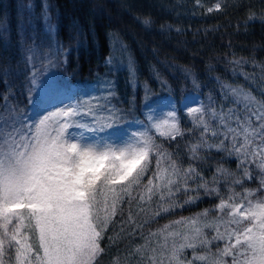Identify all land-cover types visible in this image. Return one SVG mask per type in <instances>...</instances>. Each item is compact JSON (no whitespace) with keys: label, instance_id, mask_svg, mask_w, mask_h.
<instances>
[{"label":"snow or ice","instance_id":"snow-or-ice-1","mask_svg":"<svg viewBox=\"0 0 264 264\" xmlns=\"http://www.w3.org/2000/svg\"><path fill=\"white\" fill-rule=\"evenodd\" d=\"M34 7L25 5L29 15ZM226 7L217 0L208 12ZM49 11L42 12L47 44L26 34L23 65L0 61L5 92L0 95V264H101L113 246L117 255L109 264H264V60L249 56L229 61L233 73L250 87L222 82L219 97L209 95L199 107H191L185 97L187 127L170 96L153 99L147 83H133L137 70L130 56L126 70L132 94L126 107L111 80H98L82 96L70 95L68 85L48 71L67 63L58 40L52 52V33L58 36V31ZM255 18V13L248 16ZM135 19L146 29L153 23L151 14ZM260 19L264 22V12ZM105 63L111 72V57ZM21 77L24 112L19 94L8 95ZM153 78L160 89L171 87L159 73ZM138 91L143 92L139 106ZM57 100L62 106L55 105ZM160 105L168 110L158 111ZM134 123L140 128L129 135ZM157 137L175 141L177 148L183 145L187 167ZM101 140L122 146L97 151L94 144ZM229 159L235 161V171L224 166ZM213 161L216 166L207 179L205 169ZM153 164L155 171L142 184ZM181 196L184 204L201 196L219 202L214 209L145 233L150 220L182 206ZM125 197L135 213L117 222ZM105 239L108 244L102 246Z\"/></svg>","mask_w":264,"mask_h":264},{"label":"trees","instance_id":"trees-1","mask_svg":"<svg viewBox=\"0 0 264 264\" xmlns=\"http://www.w3.org/2000/svg\"><path fill=\"white\" fill-rule=\"evenodd\" d=\"M216 2L217 0H0V61L10 60L14 66L23 65L22 45L26 34L47 44L49 37L42 12L50 9L48 15L58 31V36L56 32L52 33V52L55 53L58 40L67 56L66 64L51 69L59 80L73 86L77 94L82 96L83 90L98 80H111L116 84L119 103L126 107L132 94L126 70L130 56L137 70L133 83H139L141 87L147 83L155 92L153 99L170 95L179 105L184 95L194 92L200 96L201 102L207 103L209 95L214 99L219 97L222 82L236 81L242 86L250 87L243 77L233 73V66L229 61L249 56L258 61L264 60V22L260 19V13L264 12V0H219L227 7L218 12H208V8L213 7ZM27 4L35 5L31 9V15L25 8ZM250 13H255L256 18L249 20ZM145 14H151L153 20L152 26L147 29L135 19L139 16L143 20ZM6 21L10 22V27ZM125 48L127 51L123 50ZM109 57L112 59L111 72L105 63ZM64 58L62 55L61 60ZM245 68L250 69V65ZM157 73L161 78L167 79L170 88H159L153 78ZM193 80L199 87L193 86ZM23 83V77L16 80L8 95L19 94L16 97L19 106L26 109L25 96L22 94ZM4 94V87L0 85V95ZM142 95V91L137 92V106ZM178 110L182 125L191 127L186 114L181 109ZM134 115L139 116V112ZM129 118L133 119L132 116ZM162 141L163 138L157 137L158 143ZM163 147L173 154L179 153L178 158L187 167V150L183 145L177 148L175 141L171 144L163 141ZM215 166L213 161L211 168L206 167L204 174L207 179H211ZM224 166L233 171L236 169L235 161L231 159ZM152 171H155L154 164L142 184H146L151 178ZM222 185L223 182L222 195L226 196L227 189ZM249 186L255 188L256 184L250 182ZM133 195H136L135 191ZM178 199L181 207L150 220L145 225L144 232H156L182 217H194L205 209H214L219 202L214 196H201L194 204H184L182 196ZM120 208L122 213L115 218L117 222L126 221L130 211L135 213V207L130 208L127 197ZM109 234H112L111 228ZM134 242L140 241L137 239ZM218 243L223 246V242ZM107 244V239L102 241V246ZM123 247L122 243L120 248ZM116 255L117 248L110 247L101 264H109ZM188 255L190 258V250Z\"/></svg>","mask_w":264,"mask_h":264},{"label":"rangeland","instance_id":"rangeland-1","mask_svg":"<svg viewBox=\"0 0 264 264\" xmlns=\"http://www.w3.org/2000/svg\"><path fill=\"white\" fill-rule=\"evenodd\" d=\"M43 22H44V20H43ZM48 71H49L50 73L54 74V71H53V69H51V67L48 69ZM100 82L102 83L103 81H100ZM68 87H69V89L71 90V91H70V95H72V96L77 95L76 90H75V88H74L73 86H69V85H68ZM96 87H97V83H94V84H92V85L86 87V88L83 90L82 95H84L85 93H87V92H89V91H92V90L95 89ZM164 96H170V95H164ZM170 97H171V96H170ZM185 97H189V98H190V99L187 101V103H188L191 107H199V106H200V103H201L200 96H199L198 94L194 93V92H190V93H187L186 95H184V97L182 98V100H181V102H180L179 105H177V104H176V101L173 99V97H171L172 101L174 102V107H175L176 109H181L182 112H183L184 114H186V110H185ZM62 99L64 100L65 103L74 102L73 100H69V99H67V98H62ZM158 99H159V98H158ZM54 103H55V105H56L57 107L62 106V105L60 104V101H59V100L54 101ZM48 107L50 108L51 106L49 105ZM20 110H21V112H24V111H25V109H23V108H20ZM160 110L167 111L168 109H167L164 105H160V106H158V111H160ZM27 114H28V116L32 117V119H35V113H34L33 110L28 109ZM140 119L142 120L143 117H141ZM128 120L131 122L133 119H132V118H129ZM138 128H140V125L134 123V124L132 125V128H128L127 131H128V133H129V135H130V133H131L133 130L138 129ZM127 138H128V137H125V139H127ZM109 145H110L111 147H121V146H122V145L119 144V143H114L112 140H101L99 143L94 144V148H95L97 151H103V150H106V148H107ZM106 164H107V162H106ZM164 166H167V162H166V161L164 162ZM101 171H103V169H101ZM173 227L175 228V227H178V226L173 225Z\"/></svg>","mask_w":264,"mask_h":264}]
</instances>
